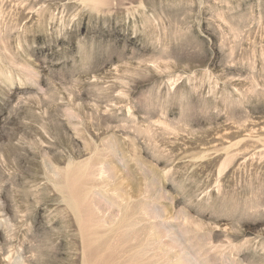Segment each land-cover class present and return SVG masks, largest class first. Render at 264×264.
<instances>
[{"label":"rangeland","instance_id":"374dc122","mask_svg":"<svg viewBox=\"0 0 264 264\" xmlns=\"http://www.w3.org/2000/svg\"><path fill=\"white\" fill-rule=\"evenodd\" d=\"M0 264H264V0H0Z\"/></svg>","mask_w":264,"mask_h":264}]
</instances>
